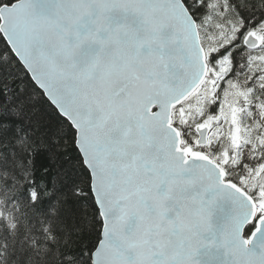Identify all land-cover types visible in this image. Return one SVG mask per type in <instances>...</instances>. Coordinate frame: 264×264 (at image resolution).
Wrapping results in <instances>:
<instances>
[{"label": "snow or ice", "instance_id": "6c2138e0", "mask_svg": "<svg viewBox=\"0 0 264 264\" xmlns=\"http://www.w3.org/2000/svg\"><path fill=\"white\" fill-rule=\"evenodd\" d=\"M0 264H264V0H0Z\"/></svg>", "mask_w": 264, "mask_h": 264}]
</instances>
